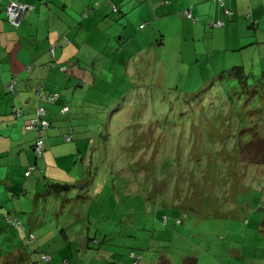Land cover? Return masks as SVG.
Listing matches in <instances>:
<instances>
[{
  "label": "rangeland",
  "instance_id": "374dc122",
  "mask_svg": "<svg viewBox=\"0 0 264 264\" xmlns=\"http://www.w3.org/2000/svg\"><path fill=\"white\" fill-rule=\"evenodd\" d=\"M146 2L141 3L145 6ZM141 3L127 22L132 33L138 31L140 22H148L143 19L146 8H138ZM174 14L176 22L187 30L191 20L181 14V9ZM123 27L124 21L119 31ZM145 28L153 30L150 23ZM92 30L100 33L97 28ZM171 32L185 33L177 27ZM152 40L153 46L128 65L119 56V71L112 70V87H101L113 102L105 101L110 99L106 96L91 99L98 96V88L91 91L89 99L83 91L78 94L80 106L73 102L69 114L74 129L71 141L58 135L56 126L63 121L61 115L47 130L53 142L59 136L53 150L57 149V155L64 153L67 161L49 166L47 172L58 179L49 181L51 184L44 178L47 173L40 174L43 196L31 216L35 214L42 224L32 231L37 235L36 247L54 256L41 264H63L62 259L70 260V264H132L134 260H156L161 256L173 264H264V164L232 152L235 126L240 125H233V113L228 112L231 94L222 102L215 97L233 88L226 84L222 89L214 84L206 94L213 96L209 103L216 104H203L204 109L193 104L186 92L199 89L193 87V77L186 75H194L196 66L188 65L189 59L183 55L185 65L174 68L180 59L181 39H171L176 46L159 52ZM184 41L185 45L198 44L199 51L203 46L202 39L193 32ZM219 49L214 52L217 57L209 58L203 67H212L211 63L215 65L222 58ZM251 51L237 50L236 54L250 59L248 66L258 73L255 68L264 60L256 52L255 64ZM164 62L168 68L163 70ZM252 88L244 89L249 96L246 103L244 95L234 101V109L240 115L244 109L251 121L264 115V96L250 100ZM83 103L86 112L82 111ZM51 105L57 109L59 103ZM200 111L203 114L197 117L195 113ZM211 112L219 113L218 119L206 127L205 116ZM68 147L74 150L71 154ZM66 178L67 185L62 183ZM59 183L66 187L54 185ZM0 221L8 227L0 232L6 236L2 242H8L9 247L12 242L24 246L23 230H16L2 216ZM78 239H84L83 247ZM13 256L15 262L10 264H20L18 253ZM2 261L0 264H4Z\"/></svg>",
  "mask_w": 264,
  "mask_h": 264
},
{
  "label": "crops",
  "instance_id": "0c3cea01",
  "mask_svg": "<svg viewBox=\"0 0 264 264\" xmlns=\"http://www.w3.org/2000/svg\"><path fill=\"white\" fill-rule=\"evenodd\" d=\"M21 1L29 4L31 9L22 18L19 26H14L8 21L3 10L5 0H0V198L2 200L0 201V215H11L12 218L20 221L25 230L29 226V231H32L34 227L42 224L40 218L34 217L35 214L31 216L43 196L40 190V174L47 173L44 178H47L46 182L51 184V180L58 179L47 172L49 166L54 163L59 165L62 160L67 161L64 159L66 157L64 153L58 152L60 155H57V149L53 150V145L59 142V136L64 139L69 126H73L72 118L64 119L67 115L69 117L72 110L71 104L76 101V105H79L78 94L82 91V94L87 97L85 99H89L91 91L96 88L100 89L96 91L98 96L91 99L106 96L110 99L105 101L113 102L114 99H111L108 91L101 87L105 85L112 87L115 78L112 70L118 69L119 56L128 65L141 52L153 46L152 38L155 39L158 52L169 46H176V42L174 43L171 39H181L179 42L180 59L174 68L185 65L181 57L186 55L189 59L188 65L196 66L194 75L190 73L186 75L187 78L193 77V87L202 90L203 87L209 89L214 84L223 87L231 83L232 88H237L239 85L258 90L260 87L264 88V62L255 68L258 72L256 73L252 70V65L248 66L247 60L250 59L239 58L236 54L237 50L252 49L251 59H254L255 64L254 54L256 52L264 60V0H225V6L231 10V13L225 12L215 0H169V3L148 0L145 6L141 3L145 0H138L136 3L134 0ZM137 3H141L138 7L140 11L143 7L146 8V15L143 19L148 21L145 22V26L149 23L152 25V31H148L145 26L143 31H139L140 24L143 22L138 24L136 33H132V30L127 27V22L135 11ZM110 4L117 5L119 9L113 11ZM187 8L198 17V20L191 21L186 30L184 26L176 22L174 16L177 15L174 13L181 9V14L185 17L183 12ZM122 21H124V27L122 31H119ZM218 21L222 24L210 25ZM163 24L166 25L165 28ZM169 25L172 26L171 29ZM176 27L180 33L184 31V35L172 33L171 30H175ZM96 28L103 35L94 33L92 29ZM191 32L202 39L203 46L200 51L198 44H184V39L190 38ZM158 37L162 39L159 40ZM122 38H125L124 41L120 40ZM52 47L55 49L53 55L50 52ZM217 48H220L222 58L216 61L215 65L210 62L212 67H209V64L208 67H203L209 58L217 57V53H214ZM123 52H125L124 56ZM53 59L56 65L66 64V70L60 71L56 68ZM199 65L200 68H197ZM235 65L243 66L244 73L241 77L238 76L239 80L234 79L232 75L228 79L226 75L221 77V72H227ZM162 68L163 70L168 68V63H162ZM128 70L130 67L126 69ZM132 70H135V66ZM217 77L220 78L216 79ZM235 80L236 83H234ZM9 83L13 84L12 90L7 87ZM167 85L169 86V83ZM37 87L42 88L40 96L37 94ZM59 91L62 92L60 98H63L59 99L56 109L45 95L52 92L60 93ZM258 93L260 92L257 91L256 94L253 92L251 99H255ZM63 103L68 104L70 108L66 115H61L59 111ZM45 105L49 106V110ZM38 106L45 107L46 119L50 122V126L53 121L59 119L60 115L63 121L58 122L56 126L59 136L56 137L55 142L52 140L53 135L48 134L50 127L48 131L46 130L47 133L43 132V147L47 152L43 153L41 159L35 160L32 146L36 130L26 129L25 123L35 115ZM81 106L84 111V103ZM13 108H19L20 113L15 115ZM90 117V115L86 116V118ZM45 144L48 148H45ZM68 148L71 154L74 150L71 147ZM68 162H71L70 157ZM35 163L36 167L25 177L26 167ZM62 181L65 183L69 179ZM20 188L26 191L20 198H13L12 202L9 201L13 192ZM49 192L51 191H46V194ZM24 195L27 196L25 200ZM4 225L0 221V232L8 228ZM5 238L6 236L0 233V261L3 259L4 264L15 262L12 259L15 258L13 255L16 252L18 253L17 263L41 264V262H36L37 252L34 249L37 246L36 243L30 247L31 250L27 248L25 250L28 246L25 244V237V247L17 246L14 242L9 247L8 242H2ZM77 242L83 247L84 239H78ZM39 250L42 251V249ZM78 252V255H81L80 251ZM71 258L74 259V256L71 255ZM53 259L54 256L50 254V259L45 262ZM62 260H64L63 264H70V260ZM158 261L159 258L155 260L150 257L149 260H140L138 264H157Z\"/></svg>",
  "mask_w": 264,
  "mask_h": 264
},
{
  "label": "trees",
  "instance_id": "16d2710c",
  "mask_svg": "<svg viewBox=\"0 0 264 264\" xmlns=\"http://www.w3.org/2000/svg\"><path fill=\"white\" fill-rule=\"evenodd\" d=\"M215 1L218 2V4L220 6H222L224 10L228 9V8H226L225 3L222 5V3H220V1H218V0H215ZM223 1L225 2V0H223ZM160 2L161 3H169L170 1L169 0H160ZM110 8L113 11H117L119 9L118 6L115 4H110ZM183 13H184L185 17L187 19L191 20L192 22H195L198 20V17L195 16L189 8L185 9ZM189 14H190V16H188ZM216 24H217V22H212L210 25L219 26V24L218 25H216ZM144 26H145V24H140V27H144ZM54 53H55V49H54ZM53 62L55 63V59H53ZM55 65H56V63H55ZM66 67H67L66 64L56 65V68H58L60 71H63V70L65 71ZM243 71H244L243 66L235 65L230 70H228L227 72H221V77L226 75V78L228 79V78H231V75H232L234 77V79L237 78L239 80L238 76L241 77V75H243V73H244ZM234 83H236V80L234 81ZM230 84H228L229 88H231ZM239 84H241V83H239ZM232 85H233V83H232ZM223 87H222V89H223ZM38 88L39 87H37V94L39 95ZM245 88H248V87L239 85L237 88L236 87L233 88L232 91L230 89L225 94H216L215 97H217L219 99V101L222 102L226 99V97L228 95L231 94L229 97L230 101L228 104L229 105L228 108H230V110L228 112L231 111L233 113V116H232V118H234L233 125H236V124L240 125V128L235 126L236 138H235V142H234L233 147H232V152L235 151V153H236L238 151V155H237L238 157H240V158L245 157L248 161L254 162L255 164H264V115L259 113V114H261V117L263 120L261 118H257L256 120L255 119L253 120V118H252V121H251V118L249 119V117L247 116L244 109L242 110L241 115H240V113L237 112V110L234 109V101L237 100L238 98H241V96L244 95L246 97L245 103L247 102L246 100L248 99L249 96H246L245 91H244ZM208 90H209L208 88L203 87L202 90H198L195 92H186V95H188V97L191 100H193V102H192L193 104L200 105L204 109L205 108L204 105L211 102V99H213V96H209L208 94H206L208 92ZM257 91L260 92V93H258V95H261V97L264 96V88L262 89L261 87H260V90H258L257 88H253L252 90H250V93L254 92L256 94ZM219 96H220V98H219ZM45 97L47 98V100L50 103H55V102L59 101L60 94L58 93V97L53 101H51V99L49 97H47L46 95H45ZM200 98H202V100H200ZM250 100H251V98H250ZM213 103L216 104L217 102H213ZM212 104L209 103V105H212ZM38 107H43V106H38ZM64 107H67V109H64ZM69 109L70 108H69L68 104H65V103L61 104V107L59 110L60 114L66 115L68 113ZM36 112H37V110H36ZM36 112H35V115H37ZM46 112L47 111L45 110V115H44L45 119H46V114H47ZM201 114H203V111L198 112V114H197V112L195 113V115L197 117H199ZM217 115H219V113L211 112V113H209L208 116H205L206 117L205 123H204V121H203V123L206 124V127L209 126L210 122H215V120L218 119ZM197 117H196V119H197ZM69 118H70V116L67 117V119H69ZM196 119L193 121V123H195ZM230 122L231 121H229L228 123H230ZM48 123H49L48 127L41 131V133H42V136H41V138H42V151L40 154L35 151L34 143H35L36 139L38 138V133L36 130V137L34 139V143L32 146L35 160H39L43 156V153H44L43 132L50 127V122L48 121ZM73 134H74V129H73V126L70 125L68 131L64 135V139L66 140V136H70L69 140L71 141L73 139ZM35 167H36V163L27 166L26 170L24 171V176L27 177ZM54 185L56 187L61 188V187H66L65 185H67V184L64 185V184L59 183V184H54ZM25 191H26V189L23 190L22 188H20V190L13 192L11 198L12 199L13 198H20V196ZM2 218H5L6 221L8 223H10L16 230H23L24 236H25V242H26L25 244H27L29 247H32L33 245H35V243L37 241V235L33 231L25 230V227L23 225H21L20 221L12 218L11 215L6 214V216H2ZM15 223H18V224L16 225ZM261 230L264 232V219L261 222ZM30 235H32L34 237V239H31ZM94 240H97V239L94 238ZM34 249H35V252H37V256H36L37 261L36 262L37 263L45 262V260L42 258V254L43 253L49 254V253L44 252L43 250L40 252V250L38 251V249L36 247H34ZM138 263H139V260H134V262L132 264H138ZM158 264H173V263L169 259L165 258L164 256H161L159 258Z\"/></svg>",
  "mask_w": 264,
  "mask_h": 264
},
{
  "label": "built area",
  "instance_id": "2783aa9c",
  "mask_svg": "<svg viewBox=\"0 0 264 264\" xmlns=\"http://www.w3.org/2000/svg\"><path fill=\"white\" fill-rule=\"evenodd\" d=\"M222 5L224 4L223 0H218ZM0 7H1V2H0ZM31 9V6L21 0H5V3L3 4V10L6 13L8 21L14 25V26H19L22 18L25 16V14ZM225 12L231 13V10L225 9ZM190 16V14L188 15ZM221 25L222 22H217L216 25ZM51 54H54V48L52 47L50 49ZM8 89L12 90L13 89V84L9 83L8 84ZM38 93L41 94L42 88H38ZM46 96L51 99V101L55 100L58 97V93L52 92V93H46ZM64 109H67V107H64ZM13 112L15 115H18L20 113L19 108H13ZM37 115L34 117L29 118L26 123H25V128L29 130H37L38 133V138L36 139L34 145H35V151L37 153H41L42 151V133L41 131L43 129H46L49 125L48 121L44 118L45 115V108L44 107H38L37 108ZM70 136H66V140H69ZM16 225L18 223H15ZM31 239H34L32 235H30ZM42 258L44 260L50 259L49 254H42Z\"/></svg>",
  "mask_w": 264,
  "mask_h": 264
}]
</instances>
